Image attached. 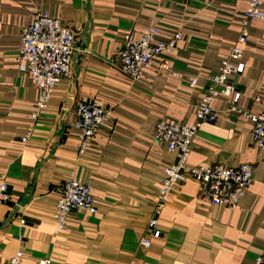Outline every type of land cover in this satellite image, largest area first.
<instances>
[{"label": "crops", "instance_id": "0c3cea01", "mask_svg": "<svg viewBox=\"0 0 264 264\" xmlns=\"http://www.w3.org/2000/svg\"><path fill=\"white\" fill-rule=\"evenodd\" d=\"M248 0H0V264L21 251L20 264H253L264 257V152L251 125L220 98L217 119L202 123L190 144V165H252V180L235 209L198 197L185 179L159 215L162 236L141 245L164 168L174 154L153 139L160 120L192 125L195 110L239 32ZM55 15L75 35L71 75L55 87L32 120L37 90L17 70L21 28L35 13ZM156 25L180 48L162 53L133 81L119 70L124 36ZM236 78L242 107H264V22L253 21ZM166 66L169 71L162 68ZM180 76V77H179ZM197 78L191 88L190 78ZM97 101L109 111L92 148L77 152L76 105ZM26 143L21 139L27 135ZM69 178L93 186L95 213L73 210L57 228L58 191ZM24 220V224H20Z\"/></svg>", "mask_w": 264, "mask_h": 264}, {"label": "built area", "instance_id": "2783aa9c", "mask_svg": "<svg viewBox=\"0 0 264 264\" xmlns=\"http://www.w3.org/2000/svg\"><path fill=\"white\" fill-rule=\"evenodd\" d=\"M253 21L264 22V0H248L239 19L238 35L228 46V54L221 61L218 73L209 77L210 86L195 110L194 123L187 125L160 120L155 125L153 139L164 143L175 159L164 168L154 208L140 242L143 247H149L151 239L162 236L159 229L160 212L185 179H192L198 184L199 199L230 210L237 207L251 183L253 168L249 163H240L234 167L226 163L190 165L188 157L190 144L201 124L216 121L217 113L213 105L220 98H227L230 101L229 110L250 123L253 143L264 152V107L257 112L245 110L241 105L243 94L236 83V78L245 69L243 54ZM160 35V29L156 25H150L137 39L131 33L125 34L124 45L118 53L119 70L129 79L138 81L144 70L150 68L159 55L164 52L173 53L180 48V31L173 32L165 41H157ZM74 42L73 31L61 18L46 11L35 13L32 21L21 28L17 70L37 90L30 117L32 120L35 121L46 110L56 85L70 77ZM162 68L169 71L166 66ZM188 83L194 88L197 78H190ZM108 117L109 111L95 100L81 101L76 105L73 127L78 131L76 148L79 155L92 148L98 128ZM31 130V127L27 129V135L21 139L22 143L27 142ZM1 178L0 206L9 199L6 177L1 175ZM73 210L95 213L96 206L93 186L76 178H69L58 191L53 214L58 229L65 226L68 214ZM19 222L24 224V220ZM22 258V252L17 251L6 264H20ZM36 264L53 263L46 258L38 260ZM253 264H264V257L258 256Z\"/></svg>", "mask_w": 264, "mask_h": 264}]
</instances>
